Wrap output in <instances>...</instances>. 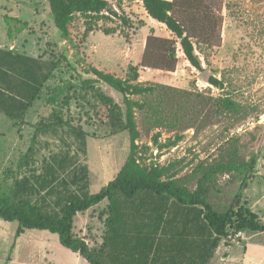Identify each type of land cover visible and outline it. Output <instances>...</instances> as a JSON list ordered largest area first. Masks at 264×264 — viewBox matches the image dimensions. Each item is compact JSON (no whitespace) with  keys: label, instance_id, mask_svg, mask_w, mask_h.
<instances>
[{"label":"rangeland","instance_id":"obj_1","mask_svg":"<svg viewBox=\"0 0 264 264\" xmlns=\"http://www.w3.org/2000/svg\"><path fill=\"white\" fill-rule=\"evenodd\" d=\"M108 1L119 16L129 19V23L125 24L117 17L102 19L98 22V27L85 36L84 18L77 15L69 25L70 37L65 39L53 22L48 0H0L1 48H14L41 61L61 58V53L66 56V60L62 59L38 99L28 109L22 124L10 117L6 119L0 113V174H7L11 179L15 174L19 176L21 169L27 174L33 170L37 172L42 170L45 159H50L54 154L63 156L68 153L76 162L72 171H79L81 166H86L90 183L88 189L97 192L115 176L124 163L130 150L128 130L115 129V132H111L112 126L117 128L116 120L119 117L124 119V113L113 109L108 111L104 121L98 122L96 118L93 120L92 117L85 116L78 105L80 101L76 98H71L67 105L63 104L62 95L53 102L49 98L51 89L62 80L76 84L80 75L96 78L93 73L87 72L91 66L125 78L129 65H137L140 62L144 40L150 32V27L157 35L172 37L164 24L149 17L141 0ZM216 2L219 5L217 11L220 24L213 41L214 46L203 45L202 53L196 50L205 70L201 71L190 65L181 53L179 44L174 71L139 69L140 81L165 84L174 90H158L148 97L154 101L160 93L164 95L168 102L165 104L166 110L172 121L170 127H152V119L145 111L135 109V121L139 131L136 140L140 156L138 161L145 167L179 161L172 169L175 177L183 180L196 172L189 183L190 189H195L197 179L202 175L200 169H217L219 164L226 165L232 158L236 163H241L255 155V169L246 184L242 185L243 175L236 169L217 170L208 181V199L215 209L224 211L237 197L241 205L262 219L264 0ZM105 27H114L116 32L105 34L102 31ZM210 75L223 81L222 88L208 82ZM99 86L113 97L122 110L125 109L123 96L119 92L102 81ZM74 90L72 88L68 92L70 96ZM226 95L240 104L238 113L216 112L213 99ZM87 103H84L83 107H86ZM77 112L82 116V120H79ZM57 115L70 118L73 125L82 121L81 127L86 135L83 138L77 136L70 125L60 126L54 132L38 130L41 122L48 123L47 119L56 120ZM156 133L159 134L157 143L153 139ZM176 136L181 139L175 145L159 148L160 144L174 140ZM29 149L32 153L28 155L29 158H25ZM18 163L21 164L20 168ZM8 180L6 182L11 183ZM53 199L54 196L51 200ZM106 205L107 200H104L86 212L79 213L80 222L76 225V232L81 235L84 232L87 237L94 238L95 244L101 241L105 229L106 216L100 212ZM86 218L91 221L88 228ZM12 223L17 224L16 221ZM0 228L4 232L9 230L6 226ZM50 233L57 237V241L50 247L49 264H89L84 258H78L75 252L62 246L57 234ZM245 237L246 232L240 240H221L219 245L237 244L244 249ZM16 240L15 235L12 239H2L0 264H11L10 258L16 254L13 249ZM29 256L31 255L27 254L22 260L27 262ZM43 263L44 260H40L38 264ZM31 264H35L34 260Z\"/></svg>","mask_w":264,"mask_h":264},{"label":"trees","instance_id":"obj_2","mask_svg":"<svg viewBox=\"0 0 264 264\" xmlns=\"http://www.w3.org/2000/svg\"><path fill=\"white\" fill-rule=\"evenodd\" d=\"M141 1L149 17L164 24L172 37L157 35L150 28L140 62L129 65L125 78L91 66L87 72L96 78L80 75L76 84L62 80L51 89L49 97L53 102L62 95L65 105L71 98H76L85 116L96 118L98 122L104 121L108 111L113 109L124 113V119L119 117L115 122L117 128H111V132L127 129L129 134L130 150L119 171L97 192H91L88 168L81 166L79 171H72L76 163L73 156L54 154L43 161L40 171L13 177L11 183L6 182L7 174L4 179L0 178V218L16 221L15 237L26 229L57 234L62 246L78 253L89 264H209L228 232L264 233V221L241 205L237 197L224 211L215 209L208 199V181L217 170L236 169L243 175L244 185L254 172L256 156L241 163L232 158L226 165L219 164L217 169H200L202 175L197 179V186L190 189V179L196 172L183 180L176 178L172 169L179 161L150 167L140 164L135 109L145 111L152 119V127L171 126L164 95L159 92L154 101L148 97L158 90L174 89L161 83L140 81L139 69L174 71L179 44L190 65L205 70L196 50L202 53L203 45L214 46L220 24L219 5L216 0ZM48 5L55 26L65 39L70 37L69 25L77 15L84 18L85 36L98 27L102 19L117 17L123 23H129L127 17L118 15L108 0H48ZM102 31L112 34L116 28L105 27ZM62 59L66 60L64 53L61 58L41 61L14 48L0 47V112L22 124L28 109L38 99ZM207 80L216 87L223 86V81L213 75ZM101 81L123 96L124 110L102 90ZM71 87L75 89L72 96L68 93ZM132 96L141 98L133 99ZM213 103L220 114L240 111V104L227 95L215 97ZM77 116L82 120L79 112ZM47 120L48 123L41 122L38 130L54 132L60 126L70 125L77 136L83 138L86 135L82 121L73 125L70 118L62 115H57L56 120ZM158 137V133L153 136L155 143ZM180 139L176 136L174 140L160 144L159 148L173 146ZM31 153L29 149L25 158ZM18 167H21L20 163ZM104 200L107 205L100 212L106 216L101 241L89 244L86 235L76 232V216Z\"/></svg>","mask_w":264,"mask_h":264},{"label":"crops","instance_id":"obj_3","mask_svg":"<svg viewBox=\"0 0 264 264\" xmlns=\"http://www.w3.org/2000/svg\"><path fill=\"white\" fill-rule=\"evenodd\" d=\"M152 20H155V19H152ZM144 69L150 70V68H144ZM3 115L5 116L6 119L7 118L9 119L8 116H6L5 114ZM9 170L10 169H8V171ZM24 174H27V173L24 172V169H21L19 176L15 174V177L16 176L21 177ZM0 176L3 178L7 177L4 174H0ZM12 179L13 177L9 179L8 181H12ZM88 182H89V179H88ZM88 184H89L88 185L89 187L90 183ZM261 217H262V220L264 221V217L263 216ZM79 222L80 220H79V213H78L75 219V227L77 224H79ZM85 222L87 223V228H88V225L91 223V221L87 219L85 220ZM1 226H6L9 229L4 232L0 228V242L3 244V241H2L3 238L12 239L14 237L17 224L15 225L10 221H5L3 219H0V227ZM82 235H84V232H82ZM54 236L55 235L51 234L47 230L26 229L22 234H20L17 237L16 244L13 248L16 254L14 257L10 258V263L11 264H31V262L34 260L35 264H38L40 260L41 261L44 260L43 264H49L50 261L48 260V256L50 254V247L54 242L57 241V237L56 236L54 237ZM89 237H87V242H89V244H94V238L92 237L89 238ZM245 239H246V243H245L244 249H241V247L237 244L227 245V246L219 245L217 249L215 250L209 264H264V233L263 232H246ZM58 240H59V237H58ZM27 254H30L31 256H29L27 262H24V260H22V257L27 256ZM76 254H77V257L80 258L78 253Z\"/></svg>","mask_w":264,"mask_h":264},{"label":"built area","instance_id":"obj_4","mask_svg":"<svg viewBox=\"0 0 264 264\" xmlns=\"http://www.w3.org/2000/svg\"><path fill=\"white\" fill-rule=\"evenodd\" d=\"M245 236V231L243 230H232L228 232L222 239L224 242H234L242 239Z\"/></svg>","mask_w":264,"mask_h":264},{"label":"bare ground","instance_id":"obj_5","mask_svg":"<svg viewBox=\"0 0 264 264\" xmlns=\"http://www.w3.org/2000/svg\"><path fill=\"white\" fill-rule=\"evenodd\" d=\"M153 19V18H152ZM160 23V22H159ZM162 24V23H161ZM181 53L183 54V52L181 51ZM184 55V54H183Z\"/></svg>","mask_w":264,"mask_h":264}]
</instances>
